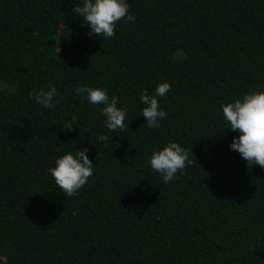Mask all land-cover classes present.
Segmentation results:
<instances>
[{
	"label": "trees",
	"instance_id": "obj_1",
	"mask_svg": "<svg viewBox=\"0 0 264 264\" xmlns=\"http://www.w3.org/2000/svg\"><path fill=\"white\" fill-rule=\"evenodd\" d=\"M75 2L0 0V260L264 264V169L229 149L221 109L264 91V0H128L134 19L112 39L89 35ZM163 80L168 117L152 129L139 97ZM49 85L44 109L30 93ZM85 85L119 98L124 133L75 93ZM169 141L192 163L164 183L148 161ZM85 147L94 174L64 196L48 169Z\"/></svg>",
	"mask_w": 264,
	"mask_h": 264
},
{
	"label": "clouds",
	"instance_id": "obj_2",
	"mask_svg": "<svg viewBox=\"0 0 264 264\" xmlns=\"http://www.w3.org/2000/svg\"><path fill=\"white\" fill-rule=\"evenodd\" d=\"M71 14L80 17L82 26L87 27L89 35L104 39L115 36L118 22L134 19L130 14L128 0H79L71 8ZM171 88L172 85L163 80L155 87L154 94L150 95L147 90L141 92V116L149 128H159L161 121L168 117V112L160 106L158 98L166 97ZM75 93L86 99L90 105L102 106L100 112L109 132H125L128 110L118 106L119 98L116 95L109 96L105 88L86 85L77 87ZM30 96L44 109H51L58 103V92L52 85L47 90L41 88L31 92ZM221 109L224 130L236 133L229 143V149L238 152L249 167L255 164L264 169V91L253 89L242 97L222 104ZM76 120L77 117L73 115L71 121L61 127L71 131ZM87 153V147L75 152L66 151L48 169L56 188L64 196H76L93 176L95 165ZM191 154L193 155L192 152ZM191 163L189 152L174 141L154 150L148 161L151 170L158 173L164 183L173 181ZM0 264H4V261L0 260Z\"/></svg>",
	"mask_w": 264,
	"mask_h": 264
}]
</instances>
